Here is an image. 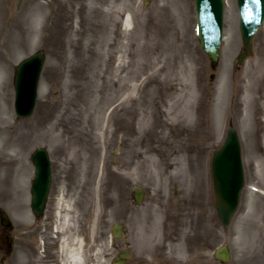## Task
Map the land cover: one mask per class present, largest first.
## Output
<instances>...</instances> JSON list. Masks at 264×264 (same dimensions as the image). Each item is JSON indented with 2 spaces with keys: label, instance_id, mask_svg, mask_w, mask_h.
I'll list each match as a JSON object with an SVG mask.
<instances>
[{
  "label": "rangeland",
  "instance_id": "374dc122",
  "mask_svg": "<svg viewBox=\"0 0 264 264\" xmlns=\"http://www.w3.org/2000/svg\"><path fill=\"white\" fill-rule=\"evenodd\" d=\"M224 3L211 69L194 0H0V264H47L51 252L63 263L59 236L81 264H111L120 250L132 254L130 263L177 264L182 254V264H219L214 251L222 245L227 264H264V23L239 65L238 8ZM37 52L44 54L37 105L21 120L14 73ZM230 128L244 186L224 227L211 163ZM42 147L52 187L35 221L31 155ZM135 189L145 194L140 205ZM59 200L72 205L64 229ZM117 223L122 239L112 237ZM149 240L160 248L149 249Z\"/></svg>",
  "mask_w": 264,
  "mask_h": 264
},
{
  "label": "water",
  "instance_id": "95a60500",
  "mask_svg": "<svg viewBox=\"0 0 264 264\" xmlns=\"http://www.w3.org/2000/svg\"><path fill=\"white\" fill-rule=\"evenodd\" d=\"M240 11V32L243 38V52L238 62L243 64L246 57L252 54V37L264 21V0H237ZM197 13V33L202 49L212 60V68L219 57V47L223 30V1L222 0H195ZM44 58L37 53L22 61L14 76L15 113L20 118L29 117L34 109L37 97V88L42 71ZM35 166V178L32 185V205L35 214H40L48 195L50 185V165L47 154L39 149L32 158ZM213 177L216 194V208L219 220L228 226L234 214L239 194L243 185L240 149L234 129L228 130L227 138L221 150L213 158ZM142 193H136V202L139 203ZM120 226L115 225L114 236H122ZM127 258L126 253L121 254ZM216 258L222 262L229 261L225 247L216 252ZM115 264H124L118 261Z\"/></svg>",
  "mask_w": 264,
  "mask_h": 264
},
{
  "label": "bare ground",
  "instance_id": "6f19581e",
  "mask_svg": "<svg viewBox=\"0 0 264 264\" xmlns=\"http://www.w3.org/2000/svg\"><path fill=\"white\" fill-rule=\"evenodd\" d=\"M246 90L248 93H252V91L250 89H246ZM247 102H248V104L246 105V107L248 108L250 103L253 102V97H250ZM263 116H264V114H263ZM5 130H6L5 127L0 126V143L2 142L1 136L5 132ZM103 136H104V134L100 135V137H103ZM238 144L240 145V142ZM241 159H242V156H241ZM50 180L52 181V177ZM238 200H239V198H238ZM57 210H58V212H57V216H58L57 223L59 224V226H61V229H64L66 225H71V223H72V205L71 204H69V205L64 204V202L62 200H59L57 203ZM56 230H57V228H56ZM75 244L78 245V247L80 245L78 242H75ZM148 246H149V249H151V248H153V249L158 248L159 249L160 248L159 246H157V248H156V244L154 245V243H152L151 240H149ZM224 247L228 251L229 260H230L231 259V253H230L227 246H224ZM61 253L64 254V260H63L62 264H81L80 252L73 249L70 246V243L68 241H66L65 239L61 240ZM158 254H159V257L161 258V254L160 253H158ZM181 255L179 257L182 259V261L184 263L185 260H183V256L181 257ZM159 260H160L159 264H163L162 259H159ZM182 261H180V263L178 262V264H182Z\"/></svg>",
  "mask_w": 264,
  "mask_h": 264
},
{
  "label": "flooded vegetation",
  "instance_id": "af4514ba",
  "mask_svg": "<svg viewBox=\"0 0 264 264\" xmlns=\"http://www.w3.org/2000/svg\"><path fill=\"white\" fill-rule=\"evenodd\" d=\"M47 210V206H46V209H45V211ZM45 216V213L41 216V217H37L36 219H35V221H38L39 219H41V218H43ZM56 249H57V246H56ZM119 253V252H118ZM50 258L48 259V261H47V264H60V258L58 259V257L56 256L55 257V255H52V252L50 253ZM158 256H159V254H158ZM133 258V256H132V254H130V259L129 260H131ZM128 260V264H139V263H137V262H132V263H130V261ZM163 261V264H168V263H166L164 260H162ZM45 261H42V263L41 264H45L44 263ZM159 262H160V260H158L155 264H159ZM177 264H178V262H177Z\"/></svg>",
  "mask_w": 264,
  "mask_h": 264
}]
</instances>
